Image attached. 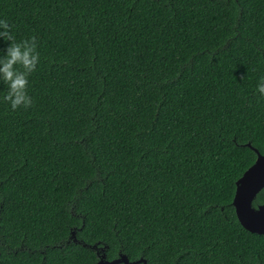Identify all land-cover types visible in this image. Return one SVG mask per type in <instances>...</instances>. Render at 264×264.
Returning a JSON list of instances; mask_svg holds the SVG:
<instances>
[{
    "label": "trees",
    "instance_id": "trees-1",
    "mask_svg": "<svg viewBox=\"0 0 264 264\" xmlns=\"http://www.w3.org/2000/svg\"><path fill=\"white\" fill-rule=\"evenodd\" d=\"M0 20L40 53L32 107L0 81V264H264L232 206L247 144L264 155V0H0Z\"/></svg>",
    "mask_w": 264,
    "mask_h": 264
},
{
    "label": "clouds",
    "instance_id": "clouds-1",
    "mask_svg": "<svg viewBox=\"0 0 264 264\" xmlns=\"http://www.w3.org/2000/svg\"><path fill=\"white\" fill-rule=\"evenodd\" d=\"M0 39L10 42L3 49L6 54L0 55V81L8 87L3 99L13 111L26 110L33 106V99L28 94L29 77L40 63L37 38L32 36L17 41L8 21L0 20ZM256 90L264 99V76L260 77Z\"/></svg>",
    "mask_w": 264,
    "mask_h": 264
},
{
    "label": "water",
    "instance_id": "water-1",
    "mask_svg": "<svg viewBox=\"0 0 264 264\" xmlns=\"http://www.w3.org/2000/svg\"><path fill=\"white\" fill-rule=\"evenodd\" d=\"M255 153L253 164L242 174L235 183V193L232 200L236 218L239 224L250 233L264 235V202L253 206L256 196L264 188V155L247 144ZM71 237L75 241L74 232ZM96 248V246H93ZM96 264H147L144 259L129 261L126 255L107 261L101 255Z\"/></svg>",
    "mask_w": 264,
    "mask_h": 264
},
{
    "label": "flooded vegetation",
    "instance_id": "flooded-vegetation-1",
    "mask_svg": "<svg viewBox=\"0 0 264 264\" xmlns=\"http://www.w3.org/2000/svg\"><path fill=\"white\" fill-rule=\"evenodd\" d=\"M257 197V196H256ZM264 202V201H263ZM258 205V204H257ZM257 205H255V206H257Z\"/></svg>",
    "mask_w": 264,
    "mask_h": 264
}]
</instances>
